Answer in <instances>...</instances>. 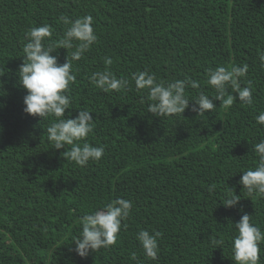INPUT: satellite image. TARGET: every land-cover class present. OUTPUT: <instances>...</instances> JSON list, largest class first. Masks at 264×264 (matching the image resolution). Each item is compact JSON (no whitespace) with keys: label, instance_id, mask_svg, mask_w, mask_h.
Here are the masks:
<instances>
[{"label":"trees","instance_id":"1","mask_svg":"<svg viewBox=\"0 0 264 264\" xmlns=\"http://www.w3.org/2000/svg\"><path fill=\"white\" fill-rule=\"evenodd\" d=\"M89 15L97 40L72 60L74 49L59 48L70 26L60 17ZM43 25L52 28L45 46L58 48L51 55L58 64L69 60L75 75L65 117L92 112L93 131L79 143L105 150L86 166L64 156L70 145L56 150L49 142L54 116L23 112L26 91L17 72L25 34ZM261 51L264 0H0V264H235L232 240L241 216L251 215L264 232V197L249 196L239 184L255 168L254 145L264 139L255 119L264 112ZM245 64L238 83L252 90L251 103L236 99L226 108L213 100L210 113L191 111L200 93L217 95L207 82L210 69ZM103 71L128 86L102 91L90 77ZM142 71L165 86L185 77L197 81L198 88H185L189 108L149 113L148 89L133 80ZM233 91L229 84L225 98L236 97ZM231 188L241 199L225 207ZM116 198L132 208L115 243L80 257L72 243L81 218ZM142 229L159 233L156 260L136 239ZM210 236L223 244L212 245ZM260 249L264 264V242Z\"/></svg>","mask_w":264,"mask_h":264},{"label":"clouds","instance_id":"2","mask_svg":"<svg viewBox=\"0 0 264 264\" xmlns=\"http://www.w3.org/2000/svg\"><path fill=\"white\" fill-rule=\"evenodd\" d=\"M60 19L70 25L62 39L59 48L74 49L71 53L72 60H79L83 53L97 40L92 27L93 18L84 16L72 21L65 16ZM27 43L23 48V62L18 69V84L26 94L23 97V112L40 119L54 116L56 122L47 127V138L56 150L65 149L70 145V150L64 152V156L79 166H86L91 161H99L104 154L103 147L92 146L88 143L82 145L79 141L86 138L94 127L92 112L79 110L73 118H66L65 111L70 109V97L66 94L69 84L75 81V75L71 71V62L66 59L63 64H58L57 56L51 55L56 47L45 46V39L51 37L52 28L49 25L33 27L26 32ZM259 60L264 66V51L259 54ZM112 60L105 58V64L111 65ZM3 71V69H0ZM247 64L232 66L231 69L217 67L208 72V84L213 86L217 95L210 98L200 93L192 102L191 111L197 116H204L216 107L213 100H223L227 108L238 99L245 103L252 102V90L249 87L241 88L238 80L246 75ZM96 87L102 91L119 90L128 86V81L116 78L111 72H96L90 77ZM133 80L137 89H148L149 99L153 102L148 106L149 113L156 117L165 115L182 114L189 108V99L185 96V88L190 86L198 88L197 81L185 77L184 80L175 82L158 83L154 74L147 71L133 74ZM231 84L236 97L229 94L225 98L226 87ZM2 86V85H0ZM69 116L71 114L69 113ZM259 125L264 126V112L255 117ZM254 151L258 156V162L254 169H249L240 177L239 184L246 189L249 196L264 197V139L254 145ZM240 196L234 194L231 188V196L224 201L225 207H234L238 204ZM132 208V202L123 198H116L103 208L81 218L82 231L73 241L74 251L80 257L88 255L102 247L115 243L121 222L128 217ZM251 215L243 214L234 224L235 235L232 240V260L235 264H259L260 244L264 242V232L250 223ZM159 233L152 234L147 230H140L136 239L142 246L146 257L156 260L158 256L157 237ZM210 243L214 246L222 245L223 241L210 236ZM219 248V247H217ZM135 259V256H133Z\"/></svg>","mask_w":264,"mask_h":264}]
</instances>
